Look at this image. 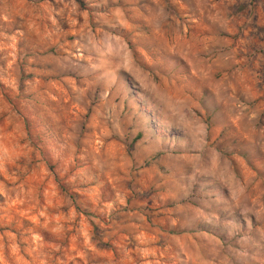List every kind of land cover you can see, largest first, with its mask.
I'll use <instances>...</instances> for the list:
<instances>
[{
    "label": "rangeland",
    "instance_id": "1",
    "mask_svg": "<svg viewBox=\"0 0 264 264\" xmlns=\"http://www.w3.org/2000/svg\"><path fill=\"white\" fill-rule=\"evenodd\" d=\"M0 264H264V0H0Z\"/></svg>",
    "mask_w": 264,
    "mask_h": 264
},
{
    "label": "trees",
    "instance_id": "2",
    "mask_svg": "<svg viewBox=\"0 0 264 264\" xmlns=\"http://www.w3.org/2000/svg\"><path fill=\"white\" fill-rule=\"evenodd\" d=\"M76 1L78 4L82 5V0H74Z\"/></svg>",
    "mask_w": 264,
    "mask_h": 264
}]
</instances>
